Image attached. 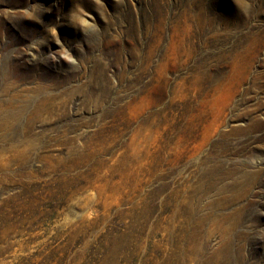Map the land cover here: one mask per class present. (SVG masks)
Returning <instances> with one entry per match:
<instances>
[{
  "label": "rangeland",
  "instance_id": "obj_1",
  "mask_svg": "<svg viewBox=\"0 0 264 264\" xmlns=\"http://www.w3.org/2000/svg\"><path fill=\"white\" fill-rule=\"evenodd\" d=\"M0 30L73 137L0 184V264H264V0H0Z\"/></svg>",
  "mask_w": 264,
  "mask_h": 264
},
{
  "label": "bare ground",
  "instance_id": "obj_2",
  "mask_svg": "<svg viewBox=\"0 0 264 264\" xmlns=\"http://www.w3.org/2000/svg\"><path fill=\"white\" fill-rule=\"evenodd\" d=\"M64 15L70 17L71 12L64 11ZM28 20L36 26L40 24L34 15H29ZM68 25L74 31L79 28L74 17L69 18ZM49 34L55 38V32L49 31ZM2 37L3 33L0 30V136L5 139L4 145L0 148V155L5 156L4 162L0 164V184L20 185L26 189L40 175L55 171V163L44 161L45 157L55 160L54 149L38 150L34 141L41 137L54 141L53 145L59 146L55 150L60 152L73 140L69 134V127L63 129L67 123L65 119L69 117L68 100L58 98L61 95L59 93L45 94L44 84L40 81L28 86L16 78L15 67L12 69L6 66L11 55L4 56V50L1 48ZM40 46L41 42L38 46L36 44V48ZM150 117L149 114L147 122L150 121ZM31 155L41 157L39 159L41 164L35 170L29 168L30 161L33 160ZM214 178L211 176L207 181L212 184ZM216 178L219 179L220 176ZM241 250L240 246L237 252L240 253Z\"/></svg>",
  "mask_w": 264,
  "mask_h": 264
}]
</instances>
